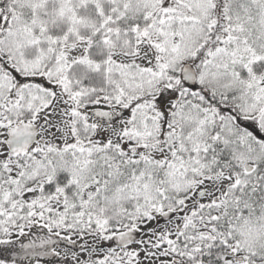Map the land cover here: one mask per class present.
<instances>
[{"label": "snow or ice", "instance_id": "6c2138e0", "mask_svg": "<svg viewBox=\"0 0 264 264\" xmlns=\"http://www.w3.org/2000/svg\"><path fill=\"white\" fill-rule=\"evenodd\" d=\"M0 264H264V0H0Z\"/></svg>", "mask_w": 264, "mask_h": 264}]
</instances>
